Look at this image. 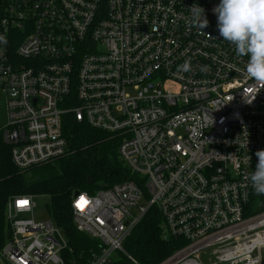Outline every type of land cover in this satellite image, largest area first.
Segmentation results:
<instances>
[{
	"label": "built area",
	"instance_id": "1",
	"mask_svg": "<svg viewBox=\"0 0 264 264\" xmlns=\"http://www.w3.org/2000/svg\"><path fill=\"white\" fill-rule=\"evenodd\" d=\"M219 3L0 0L1 134L15 166L66 156L71 114L119 139L136 177L73 195L76 229L100 243L79 264H115V253L139 264L124 244L153 208L162 238L184 243L159 264H264V195L248 179L264 150V84L220 36ZM36 208L33 196L8 202L4 264H67L65 235Z\"/></svg>",
	"mask_w": 264,
	"mask_h": 264
},
{
	"label": "trees",
	"instance_id": "2",
	"mask_svg": "<svg viewBox=\"0 0 264 264\" xmlns=\"http://www.w3.org/2000/svg\"><path fill=\"white\" fill-rule=\"evenodd\" d=\"M69 151L63 158L28 171H20L12 160L11 146L0 134V252L9 238L6 208L20 196H48V217L65 235L71 252L67 264L88 262L100 251L99 241L79 232L74 224L72 200L76 191L96 194L103 188L136 177L119 155L120 141L103 131L79 123L73 115L63 120ZM160 213L151 209L124 244L125 251L139 264H159L184 243L162 238ZM115 264H134L126 257Z\"/></svg>",
	"mask_w": 264,
	"mask_h": 264
},
{
	"label": "clouds",
	"instance_id": "3",
	"mask_svg": "<svg viewBox=\"0 0 264 264\" xmlns=\"http://www.w3.org/2000/svg\"><path fill=\"white\" fill-rule=\"evenodd\" d=\"M189 10L192 26L202 32L209 24L204 9L193 5ZM213 11L220 36L234 45L236 56L248 58L244 69L247 77L264 84V0H220ZM6 42L0 36V43ZM179 70L191 71L190 61H185ZM255 155L258 163L248 179L255 194L264 195V150Z\"/></svg>",
	"mask_w": 264,
	"mask_h": 264
},
{
	"label": "rangeland",
	"instance_id": "4",
	"mask_svg": "<svg viewBox=\"0 0 264 264\" xmlns=\"http://www.w3.org/2000/svg\"><path fill=\"white\" fill-rule=\"evenodd\" d=\"M198 4L205 5L216 0H192ZM6 124V99L4 93L0 89V134L3 127ZM37 203V208L35 210V217L38 218H49L47 212V204L49 203L48 196H40L35 199ZM144 204V201L142 202ZM30 218V216H27ZM116 260L122 259V255L119 253L114 254Z\"/></svg>",
	"mask_w": 264,
	"mask_h": 264
},
{
	"label": "water",
	"instance_id": "5",
	"mask_svg": "<svg viewBox=\"0 0 264 264\" xmlns=\"http://www.w3.org/2000/svg\"><path fill=\"white\" fill-rule=\"evenodd\" d=\"M74 195L75 196H78L79 195V191H76Z\"/></svg>",
	"mask_w": 264,
	"mask_h": 264
},
{
	"label": "crops",
	"instance_id": "6",
	"mask_svg": "<svg viewBox=\"0 0 264 264\" xmlns=\"http://www.w3.org/2000/svg\"><path fill=\"white\" fill-rule=\"evenodd\" d=\"M0 264H4L3 260L0 258Z\"/></svg>",
	"mask_w": 264,
	"mask_h": 264
},
{
	"label": "snow or ice",
	"instance_id": "7",
	"mask_svg": "<svg viewBox=\"0 0 264 264\" xmlns=\"http://www.w3.org/2000/svg\"><path fill=\"white\" fill-rule=\"evenodd\" d=\"M81 199H83V198H81ZM21 203H27V202H21ZM79 206V205H78Z\"/></svg>",
	"mask_w": 264,
	"mask_h": 264
}]
</instances>
